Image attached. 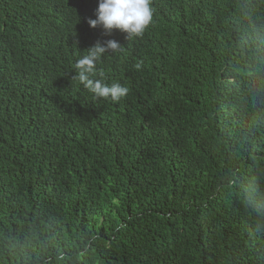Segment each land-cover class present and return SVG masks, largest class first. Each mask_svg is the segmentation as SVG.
<instances>
[{"label": "trees", "instance_id": "1", "mask_svg": "<svg viewBox=\"0 0 264 264\" xmlns=\"http://www.w3.org/2000/svg\"><path fill=\"white\" fill-rule=\"evenodd\" d=\"M0 0V264H264V0ZM114 39L95 79L75 75Z\"/></svg>", "mask_w": 264, "mask_h": 264}, {"label": "clouds", "instance_id": "2", "mask_svg": "<svg viewBox=\"0 0 264 264\" xmlns=\"http://www.w3.org/2000/svg\"><path fill=\"white\" fill-rule=\"evenodd\" d=\"M151 3L152 0H98L95 19L90 18L89 25L93 28L99 26L105 33L116 29L127 33L128 37L141 36L153 19ZM120 47L121 44L114 39L98 41L89 48L88 54L76 63L75 75L79 82L97 99L116 103L128 92L127 87L120 83L109 85L102 79L93 78L96 64L103 55L106 52H115Z\"/></svg>", "mask_w": 264, "mask_h": 264}]
</instances>
